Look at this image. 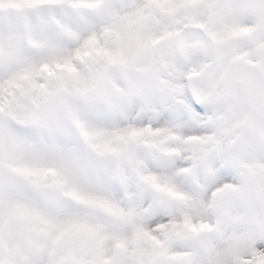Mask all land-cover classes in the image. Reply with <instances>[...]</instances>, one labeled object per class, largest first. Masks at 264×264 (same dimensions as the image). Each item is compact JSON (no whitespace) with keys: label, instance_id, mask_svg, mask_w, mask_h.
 Returning <instances> with one entry per match:
<instances>
[{"label":"snow or ice","instance_id":"obj_1","mask_svg":"<svg viewBox=\"0 0 264 264\" xmlns=\"http://www.w3.org/2000/svg\"><path fill=\"white\" fill-rule=\"evenodd\" d=\"M0 264H264V0H0Z\"/></svg>","mask_w":264,"mask_h":264}]
</instances>
